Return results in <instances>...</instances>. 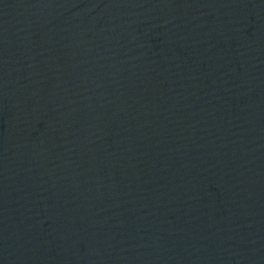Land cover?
Masks as SVG:
<instances>
[{"label":"water","instance_id":"obj_1","mask_svg":"<svg viewBox=\"0 0 264 264\" xmlns=\"http://www.w3.org/2000/svg\"><path fill=\"white\" fill-rule=\"evenodd\" d=\"M0 264H264V0H0Z\"/></svg>","mask_w":264,"mask_h":264}]
</instances>
